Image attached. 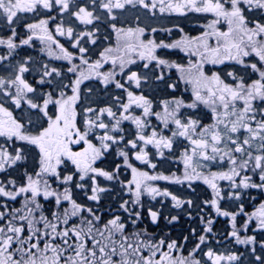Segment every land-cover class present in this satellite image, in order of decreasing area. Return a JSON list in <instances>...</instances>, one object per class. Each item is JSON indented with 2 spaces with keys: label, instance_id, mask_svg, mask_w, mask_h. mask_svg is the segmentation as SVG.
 <instances>
[{
  "label": "snow or ice",
  "instance_id": "snow-or-ice-1",
  "mask_svg": "<svg viewBox=\"0 0 264 264\" xmlns=\"http://www.w3.org/2000/svg\"><path fill=\"white\" fill-rule=\"evenodd\" d=\"M71 0H0V17L11 26L20 13H33L38 9H52L59 5L60 13L69 12ZM91 10L88 5L79 6L76 11L70 12V16L75 17L82 24H93L100 19L96 15L97 8L106 11L107 15L115 20L113 15L115 10H123L128 6H141L153 14L158 9L159 12H176L183 14L185 11H195L199 13H213L216 19L208 25V31L198 37H184L172 44H165L162 41L156 42L154 39L144 41L141 39L145 29L143 28H117L112 25L117 33L118 40L123 41V52L121 47L106 48L101 53V59L89 63L84 54L87 49L80 47L81 39L84 36L92 37L93 32L79 34L75 39V46L81 53L79 59L81 65L72 64L67 69L70 73L79 72L78 77L65 88H70L72 95L67 96L63 91L59 93V99L54 98L52 92L37 94L36 88L24 79V73L29 69L26 66L29 60L20 64L14 74L9 79L0 77V95L11 101L16 108H21L26 104L29 109L37 110L46 118V127L39 128L34 134L25 131V124L16 119L12 112L0 101V137L8 140L25 142L26 145L35 146L38 149V171L32 174L27 172L23 175V182L18 183L16 179L9 178V169H14L18 162L26 160L23 148H13L0 146V173L4 178L0 179V198L7 201H16L23 196L24 202L20 208L10 209L8 203L0 204V264H201L195 259L196 251L201 245L207 243V233L212 232L213 221H207L208 227L205 235L199 237V243L188 257H172L169 252L176 248L175 242L167 244L168 252L162 251L165 246L163 240L157 243L146 241L143 236L146 232H133L126 234L128 224L120 216L114 215L106 222L102 221L97 210L79 204L72 197V188H85L88 184L86 197L90 201L99 203L101 196L110 191L102 187L98 182L99 177L107 181L119 179L120 165L113 171H107L96 167L97 161H102L105 154L113 148L123 144L135 151V159L151 163L149 154L144 149L148 145H153L158 150L160 157L164 156V150H171L177 138H186L190 142V147L186 148L182 154L185 165L184 180H203L210 185L214 198L205 201L211 203L219 215L230 216L232 219L233 231L231 237L239 244H254L255 237L249 236L240 238L236 229V217L239 213L221 211L218 201L222 199L218 180H228L232 182V188L258 187L264 188V15L261 19H250L246 13L253 10L264 14V0H90ZM221 20L226 22L227 31L217 28ZM49 20L41 19L38 23L28 24L30 35L27 39L20 40V45H28L33 36L40 35V39L53 41L51 32L48 30ZM61 36L73 37L72 27H63V22L55 29ZM153 32L156 29L152 30ZM16 31L11 29V36L7 39L0 38V45H6L9 56L18 47ZM215 37L214 46L209 42ZM55 42V41H53ZM96 42L94 39L91 41ZM161 48H183L190 54H194L199 59L193 63L189 62L187 67L179 64L169 63L156 55V50ZM63 58L68 61L73 60V54L60 45ZM138 51V57L146 60L144 68L153 61L156 66H166L176 68L181 73V79L192 84L194 99L191 103L185 104L182 99L173 98L161 101L162 112L153 111V102L144 95H137L125 88V84L116 80L115 71L101 73L97 71L102 67V62L111 61L115 67L117 64L120 73H124L127 65L135 63L127 58L128 53ZM258 57L257 63L246 65L253 72L259 74V79L246 83L244 78L233 72L227 73L231 77L232 83L226 82L218 73L206 75L203 66L206 63L222 64L226 60L236 61L245 65V58L252 55ZM8 57L0 56V61ZM259 65V66H258ZM87 66V71L82 70ZM39 83H45V78L60 76L61 72L57 68H48L44 65ZM92 75L101 78L105 87L114 84L117 89L126 91V102L120 97H115L116 107L119 111H113L111 106L103 108L88 107L84 109L83 127L77 126L76 102L79 100L80 85L84 80L90 79ZM164 72L161 71L156 79L162 81ZM127 82L135 84L140 88L142 77L136 71H129ZM168 87L175 89V84ZM32 94L35 98L30 97ZM205 105L211 109V124H203L198 118L194 119L181 112V109H196L199 105ZM49 105L57 106V111L49 115ZM133 106L142 109L141 115H133ZM150 116H155L163 122V128L168 129L170 135L157 132L154 128L149 135H145V130L149 127L147 120ZM94 117V118H93ZM109 117V123L104 122V118ZM123 121H132L136 127V138L126 139L123 134L121 124ZM31 124V121H28ZM169 123L174 125V130L169 129ZM100 131L101 134L95 136L99 146L89 139L90 133ZM243 138H241V135ZM83 141L87 147L83 151H73L74 145H79ZM258 153V154H254ZM118 155L124 158V164L132 170V179L123 185L131 193L133 199L124 201L120 207L128 214L129 222L135 224L140 220L142 207L141 198L147 193L153 199L157 196H170L177 207L191 200L184 201L172 195L167 190L161 191L152 186L149 181L169 180L171 177L165 175H149L146 171H139L128 163L129 152L118 149ZM246 157L245 159H241ZM229 162L227 172H210L204 176L197 172L198 167H202L203 162L216 160ZM74 166V171L70 174L68 165ZM252 165V170L259 169V179L261 184L250 183L251 178L244 176L239 184L235 177L240 176ZM151 168L155 169L156 164L151 163ZM83 183H76L77 180ZM49 179H54L63 190L53 189ZM176 182L181 183L179 177ZM90 191L91 195H87ZM54 198L57 211L45 215L43 204L40 198ZM233 198L239 199V194L234 193ZM70 204L68 208L61 209L62 202ZM241 211L243 208L241 207ZM149 216L153 222L158 220L159 213L148 209ZM86 214V215H84ZM259 221V227L264 229V204L257 212L252 214ZM51 217V218H50ZM72 217H80V224H70ZM173 220L176 217L172 218ZM251 219V217L249 218ZM245 225V229H246ZM118 238V239H117ZM264 247V245H261ZM145 251L147 255H145ZM255 251V248H253ZM157 253L160 258L157 259ZM212 264H222L223 261H238L236 254H217L209 248L205 253ZM256 259L264 264V260L257 256Z\"/></svg>",
  "mask_w": 264,
  "mask_h": 264
},
{
  "label": "rangeland",
  "instance_id": "rangeland-1",
  "mask_svg": "<svg viewBox=\"0 0 264 264\" xmlns=\"http://www.w3.org/2000/svg\"><path fill=\"white\" fill-rule=\"evenodd\" d=\"M82 2H83L82 4H75V7L70 5L69 12H65L61 14V16L58 17V21L55 22L54 27H56L58 24H61V22H63V27L65 28L72 27L74 30L73 37H69L67 35H64L63 37L52 36L53 41L55 42L43 40V43L45 46H44L43 51L40 53L41 56L37 57V60L40 62H43L42 65L49 66V69L52 68V66L56 65L55 63L56 60H60L63 62L67 61L71 65L72 64H76L78 66L81 65V61L79 59L81 53L79 52L78 48L75 46V39L79 34H83L87 32L94 33V36L92 37L84 36L83 39H81V42L79 45L80 47H84L87 49V52L84 54L85 59H88L89 63H93L101 59V53L106 48H117L118 46H120L122 49L120 54L121 55L124 54L123 41L118 40L117 33L112 27L113 24H115L117 28H124V29L143 28L145 29V32L143 36L141 37V39L144 41L154 39L158 43L162 41L165 44H172V43H175L176 41L181 40L184 37L193 38V37L202 36L206 31H208L207 25L212 20L216 19L213 13H199L195 11H185L183 13L184 17H180L181 14L180 13L176 14V12L161 13L159 12L158 9L155 11V14H153L149 10L144 9L141 6L137 5L136 7L128 6L123 10H115L113 13V15H115L116 17L115 20H112L107 15L105 10L97 8L96 15H99L100 19L97 21H94L93 24L86 25V24L80 23L78 20L75 19V17L70 16V12L76 11L79 6L88 5L91 10L90 0H83ZM97 3H99V1H97ZM42 13L46 14L47 12L44 10L42 11ZM246 14L249 16L250 19H255L262 13H260L259 11L253 10L252 12L246 13ZM50 16L47 17V20H49L48 26H52ZM19 18H21V16H19ZM192 19L194 20L192 23L193 24L192 26L194 27H192V29H195L197 31L195 34L186 32L184 30L186 27L181 26V24H184V22H191L190 20ZM15 22L18 23L19 20H16ZM104 22L110 23L109 26H110L111 32L109 35L102 37V36L97 35V32L103 33L104 29L107 28V27H104ZM174 24H176V27H173ZM7 27L8 25L6 21L4 20V18L0 17V38L4 39L1 35H3L6 32ZM217 28H219V30L221 31H227L226 22L221 20L220 24L217 25ZM153 29H156V31L153 32L152 31ZM168 29H173L176 31L168 32V33L166 32V36L159 37V34L165 33V31L163 30H168ZM58 35L60 34L58 33ZM56 38H59L61 43L60 42L57 43ZM93 39L96 41L94 44L91 42ZM209 42L214 46L215 37H212ZM39 43L41 44V42ZM56 44L63 45L65 49H67L69 52L73 54L74 58L71 62L63 58H60L62 54H61L60 48L56 47ZM67 45H70V47L72 46L74 50L67 47ZM96 48H99L101 50H100V54L95 57L94 55H92V53L93 51L98 50ZM166 50L170 51V53L173 55H171L170 57L163 55L162 52ZM77 51L79 52V57L77 56L78 59L74 55V54H77L75 53ZM156 55L162 59L167 60L169 63L183 65L184 67H187L190 61L195 63L199 59V57H197L194 54H190L188 51H185L183 48L157 49ZM127 58L134 60L135 63L127 65L126 68L124 69L123 74H119L120 73L119 65L117 64L114 67L110 60L107 62L101 61L102 67H100L97 71L101 73L115 71L116 73H118V75H116L115 77L116 80H118L120 83L125 84V88L128 91H132L137 95L142 94L148 97L150 100H152L154 112H162L161 101L163 100H170L173 98H177V99H182L185 102V104H188V103H191L192 100L194 99V95L192 91V87H193L192 84L186 83L185 80L181 79V73L176 68L174 67L168 68L166 66H161L160 68H158L156 66V62L153 61L152 63L148 65V68L146 69L144 68V64L148 62L146 60L139 59L138 51L134 53H128ZM258 59L259 58L253 54L252 56L245 58V65H241L237 63L236 61H228V60H226L222 64L206 63L203 66V70L206 75H212L213 73H218L221 76V78L224 79L228 83H232L231 77L227 76V73L229 72H233L236 75L243 77L246 83H251L252 80L259 79V74L253 72L252 69L250 67H246V65H250L251 63H257ZM77 60H78V63H76ZM18 66L19 65H16L12 62L7 65H4L3 67L5 68L1 70L2 73L0 76L3 77L4 79H9L10 77L14 76ZM219 67L220 68L222 67V68L220 69ZM82 70L87 71V66H84ZM32 71L35 72L33 68H32ZM129 71H136L142 77L145 78V79H142L140 88H136L135 84L130 85V82H127L126 78H127V74L129 73ZM161 71L164 72L165 75H164L163 80H168L167 83H160V81L156 79V76ZM77 73H78L77 74L78 76L79 72ZM24 76L26 77V75ZM94 77H98V76L92 75L90 79L84 80L83 83L80 85V90H79L80 96H82V94H85L86 96V101L82 102L83 104L81 103L82 100L80 98L81 100L80 101V108H81L80 115L81 116H79L80 117L79 122L81 124V127H83V120L85 119L83 115L84 109L88 107L103 108V107L111 106L113 108V111H116L117 115H119V111L116 107V102L114 98L120 97L121 93L119 90L121 89H117L114 84H109L107 87H105L104 84H101L105 87V91L104 93L102 91L100 92L101 87H99L98 89L97 83H96V86L93 85V80L91 79ZM46 80L53 82L52 77L47 78ZM68 84H70V82L69 83L67 82V77L63 76V78L61 80L58 79L57 83L53 85L52 87L55 89L65 88L63 86L68 85ZM169 84H175L176 88L172 89L168 87ZM65 89H66L65 91H68V92L70 91V88H65ZM126 95L127 93H125L124 99L120 97L121 100L124 102H126ZM68 96H71V95H68ZM99 104H100V107H98ZM131 112L133 115H141L142 109L133 106V108L131 109ZM181 112L188 116H192V118L194 119L198 118L205 125L213 123L211 109L206 107L205 105L201 104L196 109H181ZM110 121H111V118L109 117L104 118L105 123H109ZM147 123L149 127L145 130V135H149L153 128L157 132H163V134L166 136L170 135L169 130L163 128V122L158 120L155 116H150L147 120ZM121 127L124 130L123 134L126 139L136 138L137 130H136L135 124L132 121H123L121 124ZM174 127H175L174 125L169 123V129L174 130ZM94 133H95V136H98L101 134L100 131H97ZM243 135H246V133L242 132L241 138H243ZM6 142H7V139L0 137V146L6 145ZM96 142L97 143L95 144L99 146L97 140ZM118 146L122 148L123 150L129 152L128 163L131 164L133 168H136L139 171H146L149 173V175H165V176L171 177V179L169 180H156V181L148 182L152 186L159 188L162 192L167 190L172 195H175L179 199L184 200L185 197L183 195H185L187 198L186 194L191 196L193 193H195L194 189L188 188V186H192V184H195V186L198 185V186L207 187V189L209 190V194H210V201L214 198V194H213V190L211 186L206 184L203 180L187 181L183 179L184 172H185V165L182 159V154L186 148L190 147V142L186 138H177L174 141L173 148L171 150H164L163 157H160L158 155V150L153 145H148L144 150L148 152L149 160L151 161V163L156 164L155 169L151 168V163H145V162L135 159V151H138L140 147H143L142 144L138 147L137 150H131L130 147H125L123 144L118 145ZM86 147L87 145L84 142H81L79 147L74 148L73 151H83L84 148ZM120 148H117V146L114 145L111 150L116 149L118 153V149ZM254 154H258V153L254 152ZM117 156L119 157L118 154ZM245 158L246 157H242L241 159H245ZM121 160H122L121 162L120 161L118 162L120 163L119 165L121 166L118 180L107 181L103 177H99L98 182L100 183L102 187H106L110 189L109 192L102 194L101 200L99 202H101L105 198L112 200L114 199V197L122 196L121 197L122 199L119 198L121 202L120 204H117L116 206L108 205L106 208L108 209L107 212L110 211L111 214L118 215L121 217L122 220H124L126 218L124 216V213L126 212L120 207V205L126 200L130 201L131 199H133V197L131 193L127 191V188L124 187L123 185H127V182L132 179V170L131 168L127 167V165L124 164V158ZM102 161H97L96 167H99V168L102 167L105 170H109L108 167L105 168V166L101 164ZM200 163L203 164V166L198 167L196 171L201 173L204 176H208L210 172H227L230 167L227 159L223 161H220L218 159L212 162L200 161ZM128 173L130 174L128 175ZM126 175H128V177L126 179H122V176L125 177ZM259 175H260L259 169L253 171L252 165H249L248 169L241 171L240 176L235 177V181L237 184H239L244 176H249L251 178L250 183L261 184L262 181H260ZM176 177H179L182 182L181 183L176 182L175 180ZM75 182L83 183V182H80L78 178ZM121 182H123V185L121 184ZM51 183H52L53 189H57L59 191L63 190V185H60L59 183L52 182V181ZM217 185H218V188L220 189L221 196L223 197L222 199L218 201L221 211H227L231 213V210H230L231 207L238 205L239 203H242L243 201L245 202L246 199H244L242 195L245 189H249L248 191H250L252 188H254L257 191V194H254L255 196L254 199H251V198L247 199V201L252 202L254 205H256V208L254 209L255 210L254 213L257 212L258 209H260L262 204H264V188H258V187L243 188L241 186L239 188H236L237 190H239L238 192L237 191L234 192L232 191L233 188L231 186L232 185L231 181L218 180ZM112 187L114 188L115 191L111 190ZM75 189H76L75 187L72 188V197L74 200H76L77 203L79 202L85 203V204L93 203V205L98 204L97 202L90 201L87 199L86 194H85L88 189L87 183L85 184V188L81 189L82 192H79ZM83 192H85L84 193L85 195H83ZM234 193L239 194V199L233 198ZM87 195H91L90 191L87 192ZM41 198H42L41 204L47 203L43 201L48 200V202H50L49 205L53 207L51 208V211L49 210L45 211L44 213L45 215H50V212L57 211V206H56L54 198H48L46 200L43 197ZM145 198H148L146 202L149 205H151V208H153L151 210L157 211L159 213L158 220L155 221L154 223H159V218L161 217L162 210L167 208V205L177 207L174 201H172L170 196L163 197L159 201L155 199H153L154 201H150L149 198H152V197L149 196L147 193H145L141 198L142 207L137 209L140 212L144 208L147 209V207H144L146 204L144 203ZM168 198H170V200H168ZM162 201H165V203L162 204ZM209 206H212L211 203H209ZM60 207L61 209L68 208L70 210V204L66 201L62 202ZM212 207H213V213H215L216 216L218 215V218H222L224 221L225 220L227 221V227H228L227 233H225L224 231L223 232H219V231L213 232L212 231L209 236L207 235L208 237L207 243L200 246V249L196 251L194 258L197 260H200L201 264H212V261H210L205 255L208 249L211 248L215 252H217V254H223V255L236 254L237 256H239V260L232 262V264H261V262L258 261L256 257L259 256L261 257L262 260H264V249H260L262 248L261 245H264V241H259L257 237L252 235L255 237L254 244L245 245V244L237 243L236 239L230 236V233L233 231V227H232L233 222H232L231 217L219 215L216 212L215 207L214 206ZM98 212H97V215H100L102 218V221L104 222L112 219L114 216L112 215L104 220L102 216L103 213L101 214L102 211H100L99 213ZM238 215L236 217L235 224H236V229L238 230L241 239L250 236L248 235L250 229L254 231L261 230V228L259 227V221L255 216L253 215L251 216L250 214L246 217L247 219L240 221ZM250 217L251 219H249ZM210 219L214 221L215 216L211 214ZM150 220H151V217H150ZM69 223L79 225L80 217H72ZM212 224H214V222ZM245 225L247 226L246 229H245ZM145 227H147L146 224H145ZM127 234H130V233H127ZM202 235H205V233L203 232ZM143 239L146 241L150 240L152 243H157L158 241H160L148 233L147 235L143 236ZM166 243L167 242H165V246L162 249V251L168 252L169 249L167 248ZM253 248H255V251H253ZM189 253L191 252L184 253L183 250H180V251L171 250L169 252V255L172 257H188ZM145 255H147L146 251H145ZM156 258L157 259L160 258L159 253H157ZM222 264H229V262L223 261Z\"/></svg>",
  "mask_w": 264,
  "mask_h": 264
},
{
  "label": "flooded vegetation",
  "instance_id": "flooded-vegetation-1",
  "mask_svg": "<svg viewBox=\"0 0 264 264\" xmlns=\"http://www.w3.org/2000/svg\"><path fill=\"white\" fill-rule=\"evenodd\" d=\"M82 1L83 0H71L70 5L75 7V4H82L83 3ZM97 1H99V0H97ZM55 6L50 10L40 8L36 12H33V13H20V14H18V16H21V18L17 19V20H19L18 23L14 22L11 26H9L7 24L8 27L6 28V32L1 36L4 39H7L9 36H11V29L14 28L16 31V34H17L15 42L17 43L18 47L9 56V50H8L7 46L6 45H0V56L8 57L6 60L0 61V75L2 73L1 70L5 68V67H3L4 65H7L11 62L16 64V65H20V64L24 63L25 60H29V58H30L29 63L26 65L28 67L29 71L24 73V75H26V77L24 76V79L30 85H32L34 88H36L37 94L52 92L54 98L59 99L60 98L59 93L61 91H63L68 96V95H72L71 90L68 92V91H65L66 90L65 88H59L58 87L59 89H55L52 86L57 83L58 79L61 80L63 78V76H66L67 82L71 83L78 77L77 76L78 73L77 72L76 73H70L67 71V69L72 66L69 62H67V61L63 62L60 60H56L55 61L56 65L52 66V68L59 69L61 72V75L52 77L53 82L47 81L46 80L47 78H45V83L41 84V83H39V81L41 80L42 73L44 71V67H43L44 65H42L43 62H40L37 60V57L41 56L40 53L43 51L44 46H45L43 43V40L39 38L41 34L38 33L37 35L33 36V39L31 40V42L28 45H20V40L27 39L28 36L31 34L27 28V25L32 24V23H38L41 19L47 20V17H49L50 15H51L50 20L52 22V26L47 25L48 30L51 32L52 36H54V37H60L61 36V35H58V33L55 31L56 27H54V26H55V22L58 21V17L61 16V14H63V13H60L59 5H55ZM44 10L47 12L46 14L42 13V11H44ZM178 15H180V14H178ZM262 15L263 14H260L255 19H261ZM180 17H184V15L181 14ZM32 18H34L36 20H34ZM190 21L191 22H184V24L181 26L186 27L185 29L183 28L186 32H189L191 34H195L197 31L195 29H192V27H194V26H192L193 25L192 23L194 20L192 19ZM261 22H264V20H262ZM109 24L110 23L104 22V27H107V28L104 29L103 33L97 32V35L102 36V37L109 35L111 32ZM173 27H176V24H174ZM163 31H165V33H161L163 35L159 34V37L166 36V32L167 33L168 32H175L176 30L168 29V30H163ZM61 37H63V36H61ZM39 42H41V44ZM56 42L61 43L59 38H56ZM56 47L60 48V45L56 44ZM67 47L74 50V48L72 46L70 47V45H67ZM96 49H98V50L93 51V53H92V55H94L95 57L100 54V50H101L99 48H96ZM75 53H77V54H74V55L76 57L77 56L79 57V52L77 51ZM162 54L167 56V57H170L171 55H173L168 50L162 52ZM78 57H77V59H78ZM76 63H78V60L76 61ZM32 68L35 70V72L32 71ZM48 68H49V66H48ZM99 79H101V78L100 77H94L91 80H93V85L96 86V83H97L98 89H99V87H101L100 92L102 91L104 93L105 87L103 85H101L103 83ZM65 82H66V80H65ZM99 84H100V86H99ZM121 90H123V89H121ZM29 95H30V97L35 98L32 94H29ZM79 97L81 98L82 101L79 98V100L76 102L75 108H76V112H77V119H76L77 126L81 127V124L79 122V120H80L79 116H81L80 115L81 114L80 101H81V103L86 101V96H85V94H82V96H80V93H79ZM0 101L4 102V106L6 108H8L9 111L12 112L13 116L16 119L20 120L22 123L25 124V131L26 132H30V133L34 134L39 128L47 126L46 118H44L42 116V114L40 112H38L37 110L29 109L26 104H22L21 108H16L14 104L10 103L11 101L6 100V98H4L2 95H0ZM6 101H8V102H6ZM48 111H49V115H53L57 111V106L49 105ZM79 111H80V113H79ZM28 121H31V124H29ZM94 137H95V133H90L89 139H91L93 143H97L96 140L94 139ZM3 138H5V137H3ZM5 139H7V138H5ZM81 142H83V141H81ZM79 145H74L73 149L78 148ZM3 146L8 147V149L10 151H12L13 148H23L25 151V156L27 157L26 160H24L22 162H18V165L15 166L14 169H9V172L11 173L9 178L16 179L18 183H21V182H23L22 178H23V175L25 172L32 174L34 170H36V171L39 170L38 169V149H36L35 146L26 145L25 142L16 140L15 138H13L11 140L7 139L6 145H3ZM109 151L111 152V149ZM110 152H107L105 154V156L103 157V161L101 163L103 166H104L105 162H107L106 158L108 159V154ZM68 167H69V172L64 173V174H70L71 171H74V166L70 165V163H69ZM107 171H110V170H107ZM3 178H4V174L0 173V179H3ZM51 181L58 183L54 179H49V183L51 185H52ZM75 188H76L75 190L82 192L80 188H77V187H75ZM111 190L115 191L113 187ZM84 193L85 192H83V195H85ZM163 197L164 196H158L155 198V200L159 201ZM105 200H107V198L103 199L102 201L106 202ZM168 200H170V198H168ZM107 201L109 202V200H107ZM151 201H154V200L152 199ZM23 202H24L23 196L18 197L16 199V201H7L6 198H0V204L8 203L10 209L20 208L22 206ZM41 202H42V198H40V203ZM43 202H47V203H42V204H44L43 206H44L45 211H48V210L51 211V208H53V207L51 205H49L50 202H48V200L43 201ZM163 203H165V201H162V204ZM79 204H84L87 207L93 208L94 210L98 209L99 212L102 211L101 214L102 213H111L110 211L107 212L108 211V209L106 208L107 205L106 206L102 205V204H98V205L94 204L93 205V203L85 204V203H81V202H79ZM147 204H145V206H144V207H147V209L144 208L141 210V212H148V209H153V208H151V205H149V204L147 205ZM170 207H171V209H170ZM172 209H174V206L167 205V208L163 209L162 212H169ZM0 210H3V209H0Z\"/></svg>",
  "mask_w": 264,
  "mask_h": 264
},
{
  "label": "trees",
  "instance_id": "trees-1",
  "mask_svg": "<svg viewBox=\"0 0 264 264\" xmlns=\"http://www.w3.org/2000/svg\"><path fill=\"white\" fill-rule=\"evenodd\" d=\"M167 82L168 80L160 81V83ZM119 91L121 93L120 97L124 99L126 91ZM98 107H100V104L98 105ZM117 148L120 147L118 146ZM117 154L118 153L116 149L111 150V152L108 154V159L106 158V160L110 163L105 162L104 166L108 167L110 171L115 169V166L120 164L118 162H121V159H123V157L121 156L118 157ZM129 174L130 173H128V175ZM128 175H126L125 177L122 176V179H126ZM188 188L194 189L195 193H193L191 196L186 194L187 198L185 195H183L185 197L184 201H188L190 199L192 201V204L189 205L185 203L180 207H174L172 211L162 212L161 217L159 218V223H154L152 220H150L148 212H140V220L136 221L135 224H132L129 222L128 214L124 213V216L126 217L124 221L128 224L126 234L137 231L142 233L146 232L158 240H163L164 242H167L166 244L175 242L176 248L173 249V251L183 250L184 253H188L196 249V246L199 243V237L203 234V232L205 233V229L208 227L207 221L211 218V214L215 216V219L213 221L214 224L211 225L212 231H224L225 233H227V221H224L222 218H218V215L216 216L215 213H213V207L209 206V203H204L205 201H210V194L207 187L198 185L195 186V184H192V186H188ZM248 190L249 189H245L242 194L246 201L248 198L254 199V194H257V191L254 188H252L250 191ZM232 191L238 192L239 190L232 189ZM121 197L117 196L114 197V199L112 200L107 199L112 204L109 203L107 200H105L106 202L101 201L98 204H102L105 206H116L117 204L121 203L119 200V198L122 199ZM147 199L148 198H145L146 204ZM152 199L153 198H149L150 201ZM246 201H243L242 203H239L238 205H235L230 208L231 213H239L238 216L240 221L247 219L246 217L250 214L252 216L255 211L254 209L256 208V205H254L252 202ZM241 207L243 208V211H241ZM112 215L114 214H102L104 220ZM173 217H176V219L173 220ZM145 224L147 225V227H145ZM207 235L209 236L210 233H207ZM248 235H254L255 237H257V239H259V241H264V230L262 229L256 231L250 229ZM260 249H264V247Z\"/></svg>",
  "mask_w": 264,
  "mask_h": 264
}]
</instances>
